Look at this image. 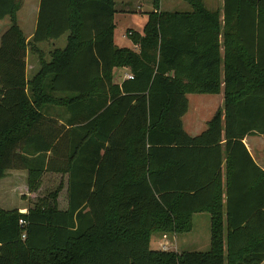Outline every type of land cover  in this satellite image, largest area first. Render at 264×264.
Listing matches in <instances>:
<instances>
[{
    "label": "trees",
    "instance_id": "trees-1",
    "mask_svg": "<svg viewBox=\"0 0 264 264\" xmlns=\"http://www.w3.org/2000/svg\"><path fill=\"white\" fill-rule=\"evenodd\" d=\"M147 13L133 48L114 43V0H39L26 38L23 0H0V179L66 176L24 213L0 208V264H260L264 169L244 140L264 135V0ZM66 34L26 79V51ZM117 47V48H115ZM132 75L113 81V69ZM223 93L205 130L189 135L187 94ZM207 212V251L152 249L154 231L184 233ZM21 221V222H20ZM24 235V236H23Z\"/></svg>",
    "mask_w": 264,
    "mask_h": 264
},
{
    "label": "rangeland",
    "instance_id": "rangeland-1",
    "mask_svg": "<svg viewBox=\"0 0 264 264\" xmlns=\"http://www.w3.org/2000/svg\"><path fill=\"white\" fill-rule=\"evenodd\" d=\"M140 9H135L132 15L123 16L117 12L114 5V22L115 28L113 32V40L119 47H132L130 39L126 36L129 28L142 33L143 26L146 22L147 13L153 10V0H141ZM210 10L219 9L223 0H202ZM32 0H25L19 9L18 16L20 20L30 19L29 13H32ZM162 9L169 11H190L191 8L184 0H159ZM32 15V14H31ZM10 26L9 17L0 20V37L2 33ZM65 46V35L61 38ZM34 60V59H33ZM122 68L114 70L113 81L117 82L121 78ZM33 71H28L27 76L31 78ZM121 74V75H120ZM188 109L182 117L184 130L189 135H197L202 132L217 109L223 108V93L218 94H187ZM245 143L247 148L252 151L251 146L256 147L261 155H257L258 159L264 164V136H250ZM256 155V153H255ZM264 166V165H263ZM264 168V167H263ZM27 171L8 170L5 177L0 179V208L26 211L29 206L34 204L36 199L44 197L48 192L53 191L59 183L62 188L58 193L57 203L60 209L64 208L67 201L66 194V176L60 173L45 172L41 178V185L36 192H29L27 189ZM204 216H195L192 220L191 230L184 233H175L176 241L172 240V234L154 231L150 235V247L152 249L181 251H207L210 247V219L208 213H202Z\"/></svg>",
    "mask_w": 264,
    "mask_h": 264
},
{
    "label": "crops",
    "instance_id": "crops-1",
    "mask_svg": "<svg viewBox=\"0 0 264 264\" xmlns=\"http://www.w3.org/2000/svg\"><path fill=\"white\" fill-rule=\"evenodd\" d=\"M25 1V0H23ZM159 2V0H158ZM205 4V3H204ZM223 4V2H222ZM222 4L221 6L219 7V9L222 8ZM114 5L117 9V12L115 13H118L119 16L120 15H123V16H130L132 15L133 11H136L135 9H140V7L142 6V1L141 0H114ZM38 6H39V0H32V4H31V7H32V13H29V17H32V20L31 18L26 20V19H23V20H20L19 16H18V13L16 14V21H17V24L19 25L20 29L22 30L25 38H26V41H29L33 34H34V31H35V27H36V20H37V13H38ZM22 7V5H21ZM20 7V8H21ZM207 7V6H206ZM159 8H161L160 4H159ZM208 8V7H207ZM19 11V10H18ZM114 13V14H115ZM32 14V15H31ZM147 19V18H146ZM115 24V22H114ZM129 29H132V28H129ZM134 30V29H133ZM140 33V32H139ZM64 36V35H63ZM59 37L57 39H53V40H47V41H43V42H40V43H36V48H37V51H33L31 52L29 50V47H27V51H26V79H29L28 76H27V73L28 71H33L34 70V73L38 70L40 64H39V60L40 58H43V59H46V60H49L50 58V53L53 49L55 48H63L64 47V43L63 41H60L59 43V40H61V38L63 37ZM65 41H66V34H65ZM66 43V42H65ZM115 43V42H114ZM132 44V43H131ZM133 44H132V47L130 48H133ZM34 59V60H33ZM118 68H122L123 71H121V78L119 79V81H117L116 83H120L124 78H126V75L130 73L129 69L127 67H118ZM116 68L113 69V75H114V70ZM120 74V75H121ZM114 77V76H113ZM208 122V121H207ZM207 126V125H206ZM206 129V128H205ZM204 129V130H205ZM250 136H264V135H250ZM250 136H247L245 138V140L247 139H250L251 137ZM244 140V142H245ZM246 144V143H245ZM248 147V146H247ZM252 148V151L250 149H248L253 157V159L255 160V162L262 168L264 169L263 167V163H262V160L261 159H258L257 155H261L260 151L254 147V146H251ZM256 153V155H255ZM66 204H67V201H66ZM66 207V205H64V208ZM202 213L204 212H197V213H194L192 215V220L195 216H204ZM207 213V212H205ZM206 220V217L204 216V221ZM176 237L177 235L176 234H172V240L177 242L176 241ZM260 264H264V260L260 263Z\"/></svg>",
    "mask_w": 264,
    "mask_h": 264
},
{
    "label": "built area",
    "instance_id": "built-area-1",
    "mask_svg": "<svg viewBox=\"0 0 264 264\" xmlns=\"http://www.w3.org/2000/svg\"><path fill=\"white\" fill-rule=\"evenodd\" d=\"M132 77V75L129 73V74H127L126 75V78H131ZM21 222V221H20ZM24 236V235H23Z\"/></svg>",
    "mask_w": 264,
    "mask_h": 264
},
{
    "label": "water",
    "instance_id": "water-1",
    "mask_svg": "<svg viewBox=\"0 0 264 264\" xmlns=\"http://www.w3.org/2000/svg\"><path fill=\"white\" fill-rule=\"evenodd\" d=\"M115 48H117V47H115ZM19 212H20V213H24L25 211H23V210H19Z\"/></svg>",
    "mask_w": 264,
    "mask_h": 264
}]
</instances>
